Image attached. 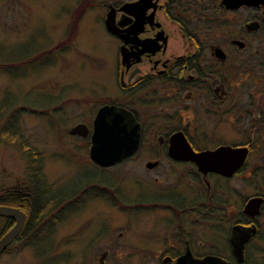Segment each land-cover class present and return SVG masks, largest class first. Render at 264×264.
I'll list each match as a JSON object with an SVG mask.
<instances>
[{
	"label": "flooded vegetation",
	"instance_id": "1",
	"mask_svg": "<svg viewBox=\"0 0 264 264\" xmlns=\"http://www.w3.org/2000/svg\"><path fill=\"white\" fill-rule=\"evenodd\" d=\"M86 2L93 7L96 3L105 5L101 21L117 47L114 85L119 98H109L98 105L90 122L78 121L68 128L71 134L89 136L88 154L83 160L86 166L76 167L75 173L80 171L81 177L75 186L65 191L54 187L47 180L45 155L39 150L32 153L35 148L32 149L22 179L12 186L19 188L10 192L27 201V205L22 201L10 204L22 209L26 217L6 249L23 240L36 243V250L48 252L52 244L45 251L40 244L47 238L53 241L56 224L77 220L83 207L99 202L103 208L98 210L105 214L101 224L105 231L110 230L111 206L136 220L152 213L150 231H144L149 235L155 232L151 238L159 236L160 242L143 249L150 239L140 232L136 241L142 248L137 251L140 257L157 259L161 264L207 256L230 264H264V252L257 258L253 248L262 226L264 190L242 194L231 182L242 176L264 183V138L260 137L264 131V88H255L256 82L264 80V0ZM108 16L113 17L114 32L106 26ZM55 83L58 85L56 78ZM58 96L56 99L62 98ZM20 99L22 103L15 106L16 111L40 110L30 104L28 97ZM9 100L15 104L16 96L10 95ZM105 103L116 105L127 126L137 124L139 131L136 149L107 165L94 161L89 154L93 120ZM79 122L87 125L85 134L70 130ZM225 124L256 136L222 140L213 131ZM150 132L156 138L150 139ZM144 140L157 147L158 154L140 160L145 172L153 173L152 176L143 177L139 164V173L132 177L136 186L123 188L120 183L118 190L112 186L107 170L123 160L136 158L133 153ZM185 145L194 152L223 145L246 147L247 153L228 173L207 164L200 168L195 159L177 154ZM161 167L172 170L157 172ZM168 177L176 181L168 184ZM226 182L228 188L224 187ZM9 217L11 226L15 220ZM159 226L170 227L172 232L161 234ZM120 235L125 239L122 231ZM240 240L243 242L239 254L234 244ZM74 250L69 253L78 256L79 247ZM99 256L104 264L108 249L99 251Z\"/></svg>",
	"mask_w": 264,
	"mask_h": 264
},
{
	"label": "rangeland",
	"instance_id": "2",
	"mask_svg": "<svg viewBox=\"0 0 264 264\" xmlns=\"http://www.w3.org/2000/svg\"><path fill=\"white\" fill-rule=\"evenodd\" d=\"M104 11V4L93 7L86 0H0V193L9 186L10 192L19 188L12 186L22 179L33 148L32 153L39 150L45 155L47 180L60 191L75 186L80 179V171L77 174L75 170L86 166L83 160L88 154L89 136L71 134L68 128L78 121L90 122L98 105L109 98H119L114 85L117 47L103 28ZM255 88H264V80L256 82ZM10 95L16 96L15 104L10 103ZM58 95L62 98L56 99ZM23 97L40 110L16 111L15 106L22 103ZM7 130L12 134H7ZM213 132L222 140L253 135L226 124ZM263 132L260 137L264 138ZM148 135L156 138L151 132ZM147 141L133 153L136 158L123 160L107 170L112 186L118 190L120 183L123 188L136 186L132 177L139 173L140 160L158 154L157 147L150 145L153 142ZM256 155L254 151L253 157ZM141 166L143 177H151L153 173L147 174ZM157 170L164 174L172 169ZM165 181L172 184L176 178ZM231 182L242 194L264 190V183L253 178L235 177ZM143 186L148 189V183ZM224 187L228 188L229 183H224ZM111 207L109 231L101 227L105 214L98 209L103 208L102 204L93 203L79 211L77 220L56 224L53 241L47 238L40 244L44 251L52 244L48 252L20 240L1 253L0 264H102L99 251L106 249L104 264H161L157 259L140 257L137 252L160 242L159 236L151 238L155 232H145L152 226V213L136 220ZM3 223L4 218L0 217V229ZM261 225L253 244L257 258L264 252V213ZM166 228L159 226L161 234L172 232V228ZM120 231L125 239L119 238ZM140 232L150 239L142 248L136 243ZM77 247L78 256L71 255L70 250Z\"/></svg>",
	"mask_w": 264,
	"mask_h": 264
},
{
	"label": "water",
	"instance_id": "3",
	"mask_svg": "<svg viewBox=\"0 0 264 264\" xmlns=\"http://www.w3.org/2000/svg\"><path fill=\"white\" fill-rule=\"evenodd\" d=\"M111 16L106 18V26L110 31L114 32L116 29L112 24L113 17ZM70 130L72 132L76 131L81 134H85L88 130V127L85 123L79 122L72 126ZM138 139L139 131L137 124L127 126L126 122L124 121V114L122 111L119 110L114 104L105 103L98 108L93 120L89 154L94 161L100 164H111L116 162L122 156L132 153L137 147ZM180 147L181 152L176 153L195 159L200 168H203V166L207 164L211 165L212 168L217 170L219 169L223 172H230L232 169H234V167L242 162L244 156L247 153L246 147H231L227 145L218 146L215 149L202 150L199 152H194L192 148L186 145ZM171 151L175 153L173 149ZM224 156L233 158L221 159V157ZM0 215L11 216L15 220L14 223L0 235L1 254L22 228L26 214L17 206L0 204ZM242 242L243 240H240L234 244L235 250L236 252L239 251V254L242 250ZM174 264L230 263L221 258L207 256L204 258H178Z\"/></svg>",
	"mask_w": 264,
	"mask_h": 264
},
{
	"label": "trees",
	"instance_id": "4",
	"mask_svg": "<svg viewBox=\"0 0 264 264\" xmlns=\"http://www.w3.org/2000/svg\"><path fill=\"white\" fill-rule=\"evenodd\" d=\"M7 134H10V131L7 130L6 131ZM42 177H44V175H42ZM45 180V178H43ZM46 186L48 187V183L46 184ZM6 190H2V192L0 193V204H18L19 201H22L25 205H27V201L24 200L23 198H21L20 195H18V193H15L14 195L10 194V186L9 188H5ZM24 206V205H23ZM0 217L4 218V223L2 224V227L0 229V235L5 232L11 224V218L9 216H3L0 215ZM35 218V216H34ZM37 218V216H36ZM32 219V216H31ZM31 246H35L36 243H31Z\"/></svg>",
	"mask_w": 264,
	"mask_h": 264
}]
</instances>
